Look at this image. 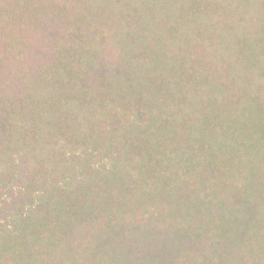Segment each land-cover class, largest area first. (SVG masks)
<instances>
[{"label": "trees", "instance_id": "16d2710c", "mask_svg": "<svg viewBox=\"0 0 264 264\" xmlns=\"http://www.w3.org/2000/svg\"><path fill=\"white\" fill-rule=\"evenodd\" d=\"M0 264H264V0H0Z\"/></svg>", "mask_w": 264, "mask_h": 264}]
</instances>
